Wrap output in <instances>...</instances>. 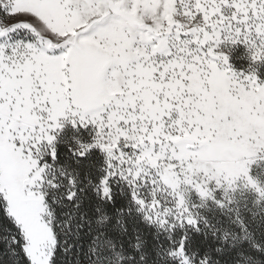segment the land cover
Returning <instances> with one entry per match:
<instances>
[{
  "label": "snow or ice",
  "instance_id": "1",
  "mask_svg": "<svg viewBox=\"0 0 264 264\" xmlns=\"http://www.w3.org/2000/svg\"><path fill=\"white\" fill-rule=\"evenodd\" d=\"M260 66L264 0H0V264H264Z\"/></svg>",
  "mask_w": 264,
  "mask_h": 264
},
{
  "label": "rangeland",
  "instance_id": "2",
  "mask_svg": "<svg viewBox=\"0 0 264 264\" xmlns=\"http://www.w3.org/2000/svg\"><path fill=\"white\" fill-rule=\"evenodd\" d=\"M230 56V62L234 66V68L238 71H245L249 68V66L253 63L250 60V54L248 53L246 47L244 45H237L232 48V51L228 53ZM259 74L262 78H264V66L259 67ZM257 170H253V174H256ZM260 179L264 181V165H261V170L259 172ZM250 199H254V196H250ZM233 224L231 220H222L220 222V226L224 228H228Z\"/></svg>",
  "mask_w": 264,
  "mask_h": 264
},
{
  "label": "trees",
  "instance_id": "3",
  "mask_svg": "<svg viewBox=\"0 0 264 264\" xmlns=\"http://www.w3.org/2000/svg\"><path fill=\"white\" fill-rule=\"evenodd\" d=\"M251 220V217H248V221L246 222H249ZM228 228H236L238 230V225H236L234 222L233 224H231V226H229Z\"/></svg>",
  "mask_w": 264,
  "mask_h": 264
}]
</instances>
